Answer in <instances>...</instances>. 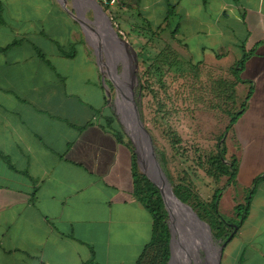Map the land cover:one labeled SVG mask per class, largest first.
Listing matches in <instances>:
<instances>
[{"label":"crops","instance_id":"0c3cea01","mask_svg":"<svg viewBox=\"0 0 264 264\" xmlns=\"http://www.w3.org/2000/svg\"><path fill=\"white\" fill-rule=\"evenodd\" d=\"M169 4L175 38L196 62L250 53L242 78L253 93L239 119L256 123L259 138L249 130L244 145L264 160V0H141L139 10L150 20L164 9L166 22ZM104 82L60 0H0V264H137L152 239L133 150L107 125ZM263 174L248 181L249 212L226 264H264Z\"/></svg>","mask_w":264,"mask_h":264},{"label":"rangeland","instance_id":"374dc122","mask_svg":"<svg viewBox=\"0 0 264 264\" xmlns=\"http://www.w3.org/2000/svg\"><path fill=\"white\" fill-rule=\"evenodd\" d=\"M97 1L111 18L115 30L119 31V34L133 46L137 54V66L135 67L134 53L123 41H121L122 46L119 41L114 42L113 58L109 57L106 52L100 51L97 47L99 46L98 43L91 37L97 35L96 31H93L86 23L82 25L69 12L70 10L77 13V17L81 19L89 18L92 21H97L98 13L95 12V8L90 6L87 0H68L67 8L69 10L64 7L65 11L79 23L80 37L92 51L96 60L99 58L101 61L103 75L106 78L104 87L110 100L105 113L114 116V125L124 132L125 139L130 142L132 150H134V144L123 122V114L126 109L120 99L118 88L109 79V71L114 67L125 81L131 79L132 69L129 67V56L127 54L131 53L135 77L132 82L134 102L145 127L152 137L157 158L159 161L161 160V153L165 156L172 186L178 184L188 185L197 198L194 201L203 203L202 206L198 207L199 210L205 212L203 207L210 201L215 189L224 185L227 178H230L223 176L219 182L214 181L213 177L208 175L205 170L207 165L206 155L215 149L219 136L224 133L227 137L225 144L226 157L229 161H235L238 169L231 178L230 183L223 189L218 210L227 218H232L235 221L239 220V213L245 212L246 209L237 210V207L239 205L245 206L246 198L251 192L248 181L264 171V160L260 158L259 153L252 151L253 145L251 142H248L247 147L244 145L249 130L251 132L249 134H253L252 136L256 139L259 138L254 134L259 132L256 129V123L249 124L247 129H243L244 119L241 117L227 130L231 115L227 114L226 110L235 111L238 108L239 101L243 102L250 91L251 82L247 81L238 85L239 98H236V102H233L227 95L230 92H226L222 97L216 95L215 82L219 77L235 81L231 68L238 59V55L233 50L230 54L224 55L221 60H218L216 57L207 54L202 66L206 73L203 87L181 92L173 87L168 93H163L160 90L158 96L154 95L152 90L158 91L159 83L156 78L144 75V72L147 66L152 64L156 58H168V62L175 64V66H181L189 58L196 62L198 56L193 57L188 54L177 40L171 36L169 28L162 30L166 25V22L162 21V14L166 10H160L161 8L157 7V10L163 13L160 14L158 11V14L153 15L152 19L149 20L140 10L122 9L116 2L111 3L107 9L105 8L106 0ZM154 9L156 8L152 7L148 11ZM50 19L51 16L48 17V20L45 19L44 22L43 27L46 33L49 32ZM90 24L95 28L97 27L96 23L91 22ZM61 32L65 33V29H61ZM99 33L107 51L106 38L101 31ZM95 53L99 55L97 56ZM241 76H243L242 72ZM113 78L116 81V76ZM143 85L146 87H143ZM178 137L181 139L177 142ZM249 155L253 156L249 157ZM194 210L197 212L195 208ZM202 219L210 225L211 236L215 245L220 246L223 240L217 236V229L212 227L208 219ZM205 228L208 232V242H210V234L206 225ZM201 245L206 249L204 244ZM227 247V245L224 247L221 264L227 262ZM207 249L211 251L210 245ZM201 251L203 250L201 249Z\"/></svg>","mask_w":264,"mask_h":264},{"label":"trees","instance_id":"16d2710c","mask_svg":"<svg viewBox=\"0 0 264 264\" xmlns=\"http://www.w3.org/2000/svg\"><path fill=\"white\" fill-rule=\"evenodd\" d=\"M118 3L119 7L122 9L129 10H139L141 7V0H106L105 8H109L111 3ZM165 27V28H164ZM162 28H169L171 36L176 40L175 34L179 30V16L175 11V6L172 4L168 5L167 15H166V25ZM119 32V31H118ZM120 33V32H119ZM121 35V34H120ZM249 52H244L242 57L236 60L235 64L232 66L231 70L235 76V81H230L219 77L216 84V95L222 97L226 92H230L227 95L236 102V98H239V84L247 82L241 76L243 71L244 63L246 62ZM162 56H164L162 54ZM217 58L223 57L221 54H216ZM205 60H200L198 62H193L192 58H189L185 64L181 66H175L171 62H168V58L159 59L156 58L152 64L147 66L145 69L144 75H149V77H154L159 83V90H152L154 95L160 94V90L163 93L170 92V89L175 87L178 91H190L197 87H203L206 79V73L202 66L204 65ZM238 83V84H237ZM143 87H146L143 85ZM148 87V85H147ZM253 93V85L251 86L250 91L247 93L243 102L239 101V106L235 111L227 109V114L231 115V120L227 130L230 129L240 117V115L247 108L249 99ZM158 96V95H157ZM115 118L114 116L107 117V125L113 129L116 137L119 140L125 139L124 132L114 125ZM176 138V137H175ZM226 138L224 133L221 134L217 140L216 147L214 150L210 151L206 155L205 170L208 175L213 177L214 181H220V178L223 176L230 177L227 178L226 183L221 187L215 189L210 201L204 205L203 209L205 212L199 210V206H202L203 203L199 201H194L197 199L193 195L192 189L188 185L178 184L173 187L176 195L181 198L184 202L192 205L199 215L208 219L209 223L213 228L217 229V236L222 240H225L231 232L237 226H241L242 221L245 220L249 212V206L251 203V197L246 198L245 206L239 205L237 210L246 209L245 212L239 213L237 221L232 218H227L219 213L218 205L220 198L223 194V189L230 183L231 178L236 174L238 167L236 166L235 161L228 160L226 157ZM180 137L176 140L180 141ZM127 141V140H126ZM128 145L131 147L130 142ZM132 148V147H131ZM162 158L160 163L164 168L167 176L170 178L169 171L166 166L165 156L161 153ZM0 156H3L0 153ZM4 157V156H3ZM264 177V174L258 176L255 179V183L258 182L261 178ZM172 181V180H171ZM133 182H134V195L135 197L149 210L154 219L153 225V236L152 239L145 245L141 254L137 259V264H168L170 258V230L168 226V213L164 205L161 193L158 187L151 181L149 178L139 171L136 154L133 152ZM242 212V211H241ZM241 219V220H240ZM236 223H235V222ZM235 223V227L231 228L230 225Z\"/></svg>","mask_w":264,"mask_h":264},{"label":"water","instance_id":"95a60500","mask_svg":"<svg viewBox=\"0 0 264 264\" xmlns=\"http://www.w3.org/2000/svg\"><path fill=\"white\" fill-rule=\"evenodd\" d=\"M94 1L99 5V7L102 9L103 13L105 14L114 35L120 41L125 42L129 46V48L133 51L134 59L136 60V64H135V67H136L137 66V54L135 53L133 46L127 40H125V38L123 36H121L117 30H115L113 22L111 21V18L109 17L107 12L103 9V6L97 0H94ZM67 2H68V0H60L61 5L64 6L65 8H67ZM69 12L82 25L84 23H86L89 27H91L92 29L95 30V27H93L90 24L91 22H93L95 24V21H92L89 18L81 19V18L77 17V13L72 12L70 10H69ZM94 17H95V15H94ZM102 44H104L103 41H101V39H99L98 48L100 51L103 48ZM101 46H102V48H101ZM106 54L108 55V52ZM97 55H99V54H97ZM97 62H98V64L101 63L99 58L97 59ZM103 79L105 80L104 75H103ZM112 82L116 86V88H118V90L121 89V87L118 85V83L116 81L112 80ZM123 122L125 123V125L128 129V132L130 134V137L132 139V143L134 144L133 152L136 154L138 169L140 172L145 174L149 178V180H151L158 187V189L161 193L162 199L164 201L165 208H166L167 213H168L167 222H168V226H169V230H170V234H171V237H170V258H169L168 264H181L180 262H177V259H176L177 258V253H176L177 246L175 244V229H177V227L175 226L176 221L173 220V218H172V213L170 210V206H169L167 197L172 196L177 202H179L181 205H183L185 208H187V210L191 211L194 214V216L202 224H204L208 227L210 232H211V227L207 222H205L199 216V214L194 210V208L190 204L184 202L174 192L171 181L169 180V177L167 176L164 168L162 167L159 159L157 158V154L155 152L152 137H151L150 133L148 132L147 128L145 127V125H144V123L140 117V113H139L136 105L134 106V109L129 110V108H127V110L124 111ZM127 123L129 124L130 128L128 127ZM145 141H148L149 146L151 148L152 155H153L152 159L154 158L155 166H157L156 171H153L150 169L152 161H151L149 153H147V155H146V152L144 151L143 146H145ZM182 219H186V218L182 217ZM186 224H187V222H186ZM237 230H238V227L236 226L235 229L231 232V234L225 240L222 241V244L220 246L216 245L217 246V252H216L214 264H221V258L223 255L224 247L228 244L229 241H231V239L234 237ZM178 241H179L178 243H180V245L182 246V241L180 238H178ZM182 263H183V261H182Z\"/></svg>","mask_w":264,"mask_h":264},{"label":"bare ground","instance_id":"6f19581e","mask_svg":"<svg viewBox=\"0 0 264 264\" xmlns=\"http://www.w3.org/2000/svg\"><path fill=\"white\" fill-rule=\"evenodd\" d=\"M87 2L90 6H93L95 8V12L98 13V25H99L100 29H99V31L96 28H95V30L92 28L91 29L93 31H96V34H98L100 31L103 33V35L106 38L105 43H106L108 55H109V57L113 58V56H114V50H113L114 42L119 41L121 46H122V42L114 35V33L111 30V27L109 25V22L105 16V14L103 13L102 9L99 7V5L94 0H87ZM99 15H100V17H99ZM127 54L130 57L129 58V67L132 69V73H131L132 77L129 81L128 80L125 81L123 78L119 79L118 85L121 87V89H120L121 90V98L120 99L122 100L125 109L127 110V108H129V110H130V109H134V106H135V102H134V98H133L134 92L132 90V86H133L132 82L135 79V77H134V72H133L134 71V64L132 63V55H131V53L130 54L127 53ZM127 125L130 128L128 123H127ZM143 148H144V151L146 152V155H147V153H149V155H150V158L152 161L150 169L153 171H156L157 166H155L154 158L152 159L153 155H152V151H151V148L149 146L148 141H145V146H143ZM167 199H168V203H169L170 210L172 213V218H173V220L176 221L175 226L177 228H180V229H185V230L191 229L193 231H197L198 234L195 238L197 240V242L200 244H204L206 247H208V241H207L208 240V232L205 228V225L202 224L194 216V214L191 211L187 210V208H185L183 205H181L179 202H177L172 196L167 197ZM182 217H185L187 220L182 219ZM186 222H187V224H186ZM208 252L211 253V251H209V250H208Z\"/></svg>","mask_w":264,"mask_h":264},{"label":"flooded vegetation","instance_id":"af4514ba","mask_svg":"<svg viewBox=\"0 0 264 264\" xmlns=\"http://www.w3.org/2000/svg\"><path fill=\"white\" fill-rule=\"evenodd\" d=\"M96 36H94L95 38L93 36H91V37L96 41V43H98L99 38L96 37ZM102 46H103L104 49L102 48L101 51H103L104 53L105 52L107 53L105 46L103 44H102ZM105 65H106V63H105ZM99 67H100V69L102 71L101 63H99ZM102 73H103V71H102ZM109 74L111 75V76L109 75V79L111 80V82H112V80L114 81L113 77H115V76H116L117 83H118L119 79L122 78L121 74L117 73L116 67L113 68L111 71H109ZM119 93H120V97H121V90H119ZM230 227L231 228L235 227V224H231ZM208 231H209V234H210V242H208V247L210 245L211 253L208 252V249H207L208 247H206V249H207L206 250L205 247L203 245H201L200 243H198L197 240L195 239L197 234H198L197 231H193L191 229H189V230L180 229V228L175 229V244L177 246V251H176V253H177V258H176L177 262H180L181 264H212V263L214 264V262H215L214 260H215V257H216L217 249H216V245H215V243H214V241L212 239L211 232H210V230H208ZM178 238L181 239L182 246L180 245V243H178L179 242ZM201 249L203 251H201ZM182 261H183V263H182Z\"/></svg>","mask_w":264,"mask_h":264}]
</instances>
